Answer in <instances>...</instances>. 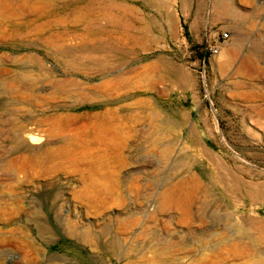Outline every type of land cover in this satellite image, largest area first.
I'll return each instance as SVG.
<instances>
[{
  "label": "rangeland",
  "instance_id": "374dc122",
  "mask_svg": "<svg viewBox=\"0 0 264 264\" xmlns=\"http://www.w3.org/2000/svg\"><path fill=\"white\" fill-rule=\"evenodd\" d=\"M104 1L144 44L89 74L105 18L0 7V264H264V0Z\"/></svg>",
  "mask_w": 264,
  "mask_h": 264
},
{
  "label": "bare ground",
  "instance_id": "6f19581e",
  "mask_svg": "<svg viewBox=\"0 0 264 264\" xmlns=\"http://www.w3.org/2000/svg\"><path fill=\"white\" fill-rule=\"evenodd\" d=\"M6 1L5 0L0 1V7L2 6L1 8L4 7V3ZM55 1L57 2L56 10H54V12L53 10L48 11V13L46 12V14H44L41 18H39L38 20L34 22L35 24H39L40 22L46 24V22H50V20L58 19V17L59 19L60 17L80 19L81 17H83L84 13L86 12H90L91 15H95L100 19L105 18L107 22L105 26H100L99 24H95L94 26L87 28V30L92 29V28L96 29L97 32L95 34V38H96V41L98 42L97 45H93L90 43L91 41L90 42L87 41L88 43H90V45H87L81 48H74V49L65 48L64 49L63 46H64L65 39H67V37L62 36V35H54L45 41L46 45L53 46L54 44H58L63 47V49H60V50L57 49L58 50L57 53H54V54L50 53V56L54 57L58 63L65 66L66 68L69 67V69L71 68L74 69V73L89 74V73H96L99 71H106L108 69H115L117 67L115 63L113 62L115 56L117 57L120 56L123 59H127V58H130L134 54L133 51L129 49H126L124 47H119L118 46L119 42L116 36H113L114 34L110 32V29H117L118 25H120L121 28L125 29V31L122 32L123 35L129 36L130 40H132L133 43L135 44L137 43L139 45L144 44L143 43L144 41L142 42L139 40V36H138L139 34L133 33L132 27L134 24V18H133L131 11H129L128 9H121V10L118 9V6L115 2H109V1H104V0L103 1H100V0L99 1L97 0H89V1L55 0ZM33 8L35 9L36 6H34ZM58 14H62V15H58ZM121 14H127V15L123 16ZM85 32L86 31H84L83 33H79V34L83 36ZM101 55H103L104 57L106 56L107 59L106 58H104V60L101 59L100 58ZM144 76L148 77L149 73H145ZM129 82L126 83L127 89H128L127 93L131 91V87H132ZM107 84H104V87ZM160 126L162 128H165V125L163 124V122L160 123ZM154 134H157V131H155ZM167 148L169 147L167 146ZM53 200H54V197H53Z\"/></svg>",
  "mask_w": 264,
  "mask_h": 264
},
{
  "label": "built area",
  "instance_id": "2783aa9c",
  "mask_svg": "<svg viewBox=\"0 0 264 264\" xmlns=\"http://www.w3.org/2000/svg\"><path fill=\"white\" fill-rule=\"evenodd\" d=\"M228 34L223 32L218 35V40L213 42V44L206 45L205 46V51H207L208 54L212 56H216L219 54L221 46H223L227 40H228Z\"/></svg>",
  "mask_w": 264,
  "mask_h": 264
},
{
  "label": "crops",
  "instance_id": "0c3cea01",
  "mask_svg": "<svg viewBox=\"0 0 264 264\" xmlns=\"http://www.w3.org/2000/svg\"><path fill=\"white\" fill-rule=\"evenodd\" d=\"M135 28H136V29H137V28H138V29H139V28L141 29V28H144V27H142V26H139V27H138V26H137V27H135ZM144 29H145V28H144ZM143 33H144V32H142V31L137 32V34H139V35H141V34H143Z\"/></svg>",
  "mask_w": 264,
  "mask_h": 264
}]
</instances>
